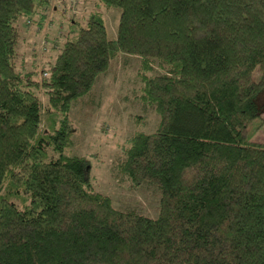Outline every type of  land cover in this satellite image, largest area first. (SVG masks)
Segmentation results:
<instances>
[{"label":"trees","instance_id":"trees-1","mask_svg":"<svg viewBox=\"0 0 264 264\" xmlns=\"http://www.w3.org/2000/svg\"><path fill=\"white\" fill-rule=\"evenodd\" d=\"M56 5L0 0V264H264V143L249 140L264 124V0H95L59 24L38 80L16 63L19 20L41 29ZM120 54L139 57L134 99L159 121L117 167L158 188L156 217L115 208L68 153L72 102Z\"/></svg>","mask_w":264,"mask_h":264},{"label":"rangeland","instance_id":"rangeland-1","mask_svg":"<svg viewBox=\"0 0 264 264\" xmlns=\"http://www.w3.org/2000/svg\"><path fill=\"white\" fill-rule=\"evenodd\" d=\"M52 2L57 4L55 7L59 10L55 12V7L50 9L41 29L27 25L25 18L19 20L21 43L16 63L20 65V59H23L26 70H32L34 66L38 80L42 77L46 61L55 57L56 52L51 51L49 43L55 35L61 36L62 33L58 32L61 29L59 24L62 23L64 30L69 18L82 21L94 9L95 0ZM69 4L71 10L67 7ZM104 13L108 37L115 38L120 9L112 8ZM138 69L139 57L120 54L111 60L104 73L97 76L91 91L72 102L69 117L73 147L68 153L87 159L88 174L94 190L109 196L115 208L156 217L160 200L158 188L148 182L133 187L117 167L123 159L121 146L128 136L136 130L150 133L159 121L153 107L144 106L134 99L141 86ZM255 77L258 79L259 73L256 72ZM35 92L42 105L46 106L47 96L43 89H35ZM249 140L264 143V124L250 132Z\"/></svg>","mask_w":264,"mask_h":264}]
</instances>
